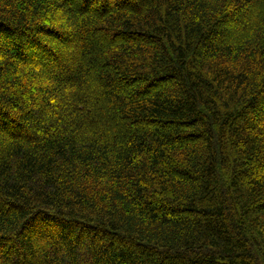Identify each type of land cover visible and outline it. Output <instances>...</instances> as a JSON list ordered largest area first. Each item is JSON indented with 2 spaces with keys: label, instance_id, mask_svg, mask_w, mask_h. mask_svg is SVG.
Segmentation results:
<instances>
[{
  "label": "trees",
  "instance_id": "trees-1",
  "mask_svg": "<svg viewBox=\"0 0 264 264\" xmlns=\"http://www.w3.org/2000/svg\"><path fill=\"white\" fill-rule=\"evenodd\" d=\"M0 264H264V0H0Z\"/></svg>",
  "mask_w": 264,
  "mask_h": 264
}]
</instances>
